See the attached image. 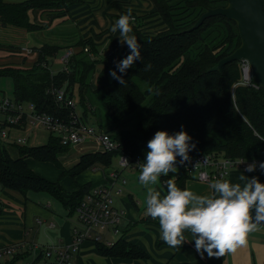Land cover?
Instances as JSON below:
<instances>
[{"label": "trees", "instance_id": "16d2710c", "mask_svg": "<svg viewBox=\"0 0 264 264\" xmlns=\"http://www.w3.org/2000/svg\"><path fill=\"white\" fill-rule=\"evenodd\" d=\"M151 1L167 29L155 35H144L130 23L138 36L142 61L136 60L125 74L117 70L125 80L123 84L113 79L109 70L115 69L114 59L125 57L130 50L114 39L107 55H100L89 39L78 41L75 45L78 49L69 56L65 69L54 74L49 69L50 63L61 47L48 43L36 49V59L29 67L5 65L0 68V78H9L12 82V98L16 102L32 103L39 112L67 117L70 110L56 102L53 90L64 89L67 97L74 100L77 94L84 115L81 119L86 121L87 112L99 118L98 128L117 143L116 150L80 156L78 162L66 170L58 158L68 147L53 135L45 145H17L19 156L15 159L9 156L0 141V190L16 191L25 200L29 192L47 194L57 200L68 215H74L83 195L93 184H84L67 194L60 180L65 177L74 180L84 171L109 167L112 159L120 154L143 163L147 142L154 133L166 130L172 134L180 131L181 125L196 142L189 157L215 154L264 159V89L259 85L240 84L239 61L223 65L221 72L210 70L240 45L235 23L223 16H212L189 30L201 14L210 8L224 7L226 0ZM83 2L0 0V24L31 32L38 27L32 23L29 12L48 11L59 17L68 13L69 6ZM145 64H151L147 71L143 67ZM99 65L101 68L97 71ZM93 81L97 86L94 89L91 86ZM97 109L108 117L104 127L101 118L96 116ZM27 157L54 164L61 171L59 179L51 182L36 175L27 166ZM179 161L177 157L176 163ZM167 178L170 176L161 177ZM187 178L182 172L175 183L184 188ZM163 188L166 194L164 185ZM129 199L135 206V202ZM2 210L0 203V214ZM96 249L99 255L107 258L147 257L144 251L122 238L111 246L96 243ZM223 258L219 257V264H223Z\"/></svg>", "mask_w": 264, "mask_h": 264}, {"label": "crops", "instance_id": "0c3cea01", "mask_svg": "<svg viewBox=\"0 0 264 264\" xmlns=\"http://www.w3.org/2000/svg\"><path fill=\"white\" fill-rule=\"evenodd\" d=\"M113 3H117V5L113 6ZM129 8L132 9L134 17L139 18L140 25L138 27V32L141 34L155 35L167 29V26L156 13L155 6L151 0H84L83 3L69 6L68 13L59 17L51 15L48 11L29 12L32 23L36 24L39 29L41 28L40 31H46L47 33L48 31H60L62 29L67 32V39H69L70 42H67V44L51 43V45H58L61 47L59 54L50 63L51 66L49 69L51 73L54 74L62 68L59 62L60 56L69 49L76 51L78 48L75 45L80 40H91L100 55L108 54L110 42L113 39L120 46H126V43L122 44L120 42L122 38L120 37L119 30L112 32L110 31V26L115 23L121 11L126 13ZM63 35L66 36V33H63ZM130 35H135L138 39L135 32L132 31ZM53 36L56 35L53 34ZM70 36L73 40H71ZM26 37L25 42L17 46L21 49L20 53L5 50L6 54H4V56H7V59L13 58V60L15 58L12 57L13 55L16 57L22 56L26 59L28 64L31 61L33 62L37 56L36 49L40 48L42 43L37 41L34 37H31L30 33H28ZM103 50H107V53L103 54ZM100 67L101 65L98 66L97 71L100 70ZM91 86L93 89L97 87L94 81ZM80 109V111H76L78 115L82 117L84 116L83 110L82 108ZM85 117L89 124L95 126V124L90 123L93 118L96 119L91 113L87 112ZM6 131L7 137H0V141H2L6 151L12 159L19 156L17 145H26L29 147L45 145L51 136V134L43 128L23 125L6 128ZM18 139H24V142L18 143ZM68 148L71 152L68 151L65 154L63 153L64 155L62 154L59 156V160L66 159L67 162L73 164V166L78 162L80 156L91 153L85 149ZM25 162L29 169L36 175H41L40 177L46 180H48L47 178L52 179L48 180L51 182H56L59 179L58 177L61 171L57 167L58 177H48L41 172L42 167L38 166L39 164L50 162H38L30 157L25 158ZM30 164H33L34 168L31 167ZM35 168H37L38 171L35 172L33 170ZM99 169L100 168H95L87 170V172H95ZM111 169L110 167H103L100 169L102 173L97 171L98 173L95 175H86V177L82 179V174L86 172L84 171L75 177L74 180L70 177L63 178L60 180V185L65 193L68 194L84 184L98 183L102 176ZM137 171L140 172L139 170ZM242 172L249 178L255 175L260 182L264 183V174L257 172L248 173L243 170H232L225 179H229L232 182L243 183L239 180V176ZM181 175L182 171L178 168L176 173L169 172L168 174L170 177L175 176L176 179ZM138 177L135 176L136 180H139ZM73 186H76V188H72ZM153 187L160 191L161 195L165 194L163 184L159 180ZM185 187L196 194L210 193L209 184L196 179L187 178L184 183V188ZM43 194L44 193L29 192L27 194V200H25L22 195L16 191L10 189L0 190V203L3 208L0 214V247L19 242L26 243V241L29 244L32 243L42 247L57 244L59 242L68 243L71 240V227L73 224H69V228L64 229V223L60 220L62 217L59 215V206L57 203L41 197ZM44 196L50 197L47 194ZM129 197L135 202V206L130 202ZM145 197L146 187L140 182L137 183V186L133 190L130 188L125 191V194L120 197L122 201L119 202L118 205L125 210L126 217L119 225L118 231L115 233L112 231L105 232L103 234V240L108 241L111 246L122 238L129 244L135 245L144 251L147 257L143 259L107 258L99 255L96 249V243L84 242L80 245L78 252L73 257L72 264H219V258H208L206 253L204 258L199 256L194 248V241H192L193 237L187 230L185 231L187 241L179 247H169L165 242L162 243L163 240L160 238L158 218L154 219L151 216L149 217L145 212ZM39 199L41 202H37ZM29 229H34L36 232L34 238L31 240H29ZM108 236L114 239L112 240L108 238ZM223 264H264V227H259L257 230L249 233L246 245L237 248L234 253H225Z\"/></svg>", "mask_w": 264, "mask_h": 264}, {"label": "clouds", "instance_id": "9594fccd", "mask_svg": "<svg viewBox=\"0 0 264 264\" xmlns=\"http://www.w3.org/2000/svg\"><path fill=\"white\" fill-rule=\"evenodd\" d=\"M134 19L129 8L110 26L112 32L119 30L120 42L126 43L130 50L125 57L114 59L115 69L109 70V75L120 84L125 80L117 70L125 74L136 60L142 61L137 38L130 35V22ZM143 67L147 71L151 64ZM195 148L196 142L183 125L180 131L172 134L166 130L156 131L147 142L138 179L146 187V214L158 218L161 240L169 247L182 245L187 241V230L201 258L205 253L208 258H219L246 245L249 233L264 227V183L257 176L249 178L242 172L239 180L243 183L216 178L209 181V194H196L187 187H178L175 176L161 179L162 176L168 177L169 172L176 173L177 157L179 163L184 164L190 160L189 152ZM257 169L264 172V160L253 159L243 171L252 173ZM158 180L167 189L164 195L153 187Z\"/></svg>", "mask_w": 264, "mask_h": 264}, {"label": "built area", "instance_id": "2783aa9c", "mask_svg": "<svg viewBox=\"0 0 264 264\" xmlns=\"http://www.w3.org/2000/svg\"><path fill=\"white\" fill-rule=\"evenodd\" d=\"M83 50L87 51L86 48ZM72 54L73 50L69 49L60 56L59 62L63 69ZM240 70L241 85L258 87L251 79L246 61H240ZM53 93L56 102L70 110L67 117L39 112L32 103H18L12 97L0 94V137H7L6 128L23 125L43 128L58 138L62 145L70 148L85 149L91 153H106L117 149V143L107 133L81 119L75 109L74 99L67 97L64 89H55ZM17 142L23 143L24 139H18ZM252 160L201 154L190 156L189 161L176 163L175 166L188 178L209 184L212 179L226 178L232 170H244L245 165ZM117 163L122 169L135 168L140 171L139 159L129 155L120 154ZM254 172L264 174L259 169ZM124 184L125 180L120 178L118 170L107 171L98 183L91 185L76 207L75 222L68 243L59 242L42 247L25 242L5 245L0 247V264H16L25 256L31 259L22 264H72L73 257L84 242H101L110 246L108 241L103 240V234L108 231L117 232L126 217L125 210L118 205L122 201L120 197L123 195Z\"/></svg>", "mask_w": 264, "mask_h": 264}, {"label": "rangeland", "instance_id": "374dc122", "mask_svg": "<svg viewBox=\"0 0 264 264\" xmlns=\"http://www.w3.org/2000/svg\"><path fill=\"white\" fill-rule=\"evenodd\" d=\"M5 1L9 2L11 0H5ZM119 16L117 17V19L119 18ZM139 22H140L139 18L136 17L134 19V21H131L130 23L139 27V25H140ZM40 29L38 28L34 31L26 32L25 30L18 28V27H13V26H9V25L2 26L0 24V43L2 44V46H0V51H2V52H0V68L5 66V65H14V66H18V67L24 66V68H27V66L31 65L32 61L28 64L26 62V59H24L22 56L16 57L15 55H13L12 57H15L14 60H13V58L7 59V56H4V54H6L5 50H8L10 52L13 51L16 53H20L21 49H20V47H17V46H20V45H22V43L25 42V40L27 38L26 35L28 33H30L31 37H34L37 41L41 42L42 44H44V43H49V44H51V43H57V44L66 43L67 44V42H70L69 39H67V32H65L62 29L60 31L59 30H55V31L52 30V32L48 31L47 33H46V31H40ZM42 30H44V29H42ZM57 33H59L60 35ZM63 33H66V36L63 35ZM53 34H55L56 36H53ZM71 40H73L72 37H71ZM8 45H10V46H8ZM16 49H18V50H16ZM102 52H103V54H106L107 50H103ZM9 57H11V56H9ZM0 94H4L7 97H12V82L9 78H0ZM74 101L76 104L75 109L77 111H80L81 106L78 103L77 94H76ZM96 116L97 117L99 116L101 118L102 126L104 127L105 124L108 122V117H107L106 113L104 111H98V109H97L96 110ZM90 123L95 124V126L98 128V124L100 123V120H99V118H97V119L93 118ZM68 151L71 152V150H69V148H68V150L65 151V153H67ZM59 162H60L61 166L66 170L71 169L73 166V164H70L69 162H67L66 159L65 160L60 159ZM30 165H31V167L34 166L33 164H30ZM38 166L42 167V168L40 167L42 170L41 172H43V174L47 175L48 177H51V176L58 177V172H57L56 166L54 164L42 163L41 165L39 164ZM109 167L112 169L118 170L120 172V178L125 180V184L123 186V195L125 194V191H127L130 188H132V190H133L137 186V183H139V180H136V178H135V176H137V177L139 176V172L137 171V169H133V168L122 169L117 163V157L112 159L111 165ZM100 169H102V167H100ZM100 169L97 171L102 173V171H100ZM33 170L35 172L38 171L37 168H35ZM97 171H95V172H92V171L87 172L86 171L82 174L81 177H82V179H84V177H86V175L87 176L95 175L96 173H98ZM47 179L52 180L49 178H47ZM39 194H42V193H39ZM44 195L45 194H43V196H41V197H44L46 200L53 201V202L57 203V205L59 206V215L62 217L60 220L64 223L63 228L68 229L69 224H71V223L73 224L75 222V216L74 215L68 216L67 211L65 209H63L62 206L55 199H53L51 197L44 196ZM37 202H41L40 199ZM34 228H36V227H34ZM58 230L60 231L59 227H58ZM28 231H29V235H30L29 240H31L32 238H34L36 232L34 231V229H29ZM108 238H111L112 240L114 239L113 237H110V236H108ZM26 243H27V241H26ZM30 259H31L30 256H25L16 264H22L23 262L30 261Z\"/></svg>", "mask_w": 264, "mask_h": 264}, {"label": "water", "instance_id": "95a60500", "mask_svg": "<svg viewBox=\"0 0 264 264\" xmlns=\"http://www.w3.org/2000/svg\"><path fill=\"white\" fill-rule=\"evenodd\" d=\"M223 16L236 25L240 45L222 58L211 71L221 72L223 65L232 61H246L251 79L264 89V11L263 0H226L224 7L210 8L200 15L189 29L198 27L206 18ZM38 252V249L35 250Z\"/></svg>", "mask_w": 264, "mask_h": 264}, {"label": "bare ground", "instance_id": "6f19581e", "mask_svg": "<svg viewBox=\"0 0 264 264\" xmlns=\"http://www.w3.org/2000/svg\"><path fill=\"white\" fill-rule=\"evenodd\" d=\"M7 132V131H6Z\"/></svg>", "mask_w": 264, "mask_h": 264}]
</instances>
